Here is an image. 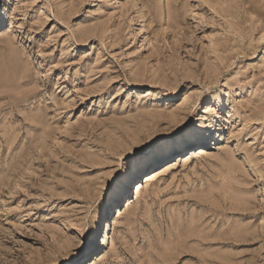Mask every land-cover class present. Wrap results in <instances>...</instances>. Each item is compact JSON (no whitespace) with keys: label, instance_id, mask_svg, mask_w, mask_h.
I'll list each match as a JSON object with an SVG mask.
<instances>
[{"label":"rangeland","instance_id":"374dc122","mask_svg":"<svg viewBox=\"0 0 264 264\" xmlns=\"http://www.w3.org/2000/svg\"><path fill=\"white\" fill-rule=\"evenodd\" d=\"M44 8L0 23V264H264V0ZM141 70L183 89L140 99Z\"/></svg>","mask_w":264,"mask_h":264},{"label":"bare ground","instance_id":"6f19581e","mask_svg":"<svg viewBox=\"0 0 264 264\" xmlns=\"http://www.w3.org/2000/svg\"><path fill=\"white\" fill-rule=\"evenodd\" d=\"M4 1H6L7 3H10L12 5L11 11H9V9H8V18L10 19V21H8V23L17 24L18 23L17 21H22L23 22L22 24H24V22H27L30 32H32L34 34L39 32V30L42 29V26L45 22V20H44L45 17H43L44 16V9H45L44 6L48 5V0H4ZM66 4H68V3H65V5ZM28 13L30 14V17L32 16L30 19L27 16ZM60 13L61 12L58 10V12H56V16H59ZM34 26H39V27L35 28ZM87 37H88V35H87ZM56 38L58 40V37H56ZM76 39H77L76 37H72L70 41H68L64 44L65 45V47L63 46V53H64L63 55L64 56H62V57H66L67 55H69V53L71 52L70 49L73 45L72 41L76 40ZM50 40L53 42L52 43L50 41L52 44H54L57 41L54 38L50 39ZM87 41L88 40L80 41V43L87 44ZM67 45H69V47ZM77 59H74L75 61H72L71 59H69V60H67V64L68 65H77L81 61V59H80V61H77ZM150 75L151 74H149V72L141 70V71H138V73H136V75H133L134 76L133 78H132V76L129 77L128 75H126L124 77H125V80L127 82H129L130 84H132L134 86L139 85L143 82L152 83L151 81H154L153 82L154 83L153 89L149 90L146 94L140 93L139 95L141 97L140 99L149 96L150 99L154 101V105H157V106H162L161 105L162 103H160L162 100L164 101V100H167L169 98L176 97L178 94H180L179 91H181V89H183V84H182L180 79H163L162 80V79L158 78L156 80H153V77ZM117 79H119V78H117ZM107 81H109V80H107ZM107 81H106V83H107ZM123 89L124 88L121 87V90L118 91L117 95H120L123 92ZM183 91H185V89ZM207 99L208 98H204L201 101L193 103L190 96L184 95L182 102L179 105H177V107H175L174 109H171L172 106L170 105V103L168 101L165 103L164 106H165V109L167 110V112H170L172 114V116L176 117L177 119L181 116L184 119H187V116L189 117V119H191V118H193V116L196 112H198L202 108L204 109V107L206 106L205 103H207ZM167 120H168V118H164V121H167ZM194 125H196L195 127L197 128L198 123H195ZM199 127L203 128L204 125L200 124V126L198 125V128ZM212 128H215V126H213ZM134 170H136V168ZM81 212H83V210L79 206H76L74 208L73 214L78 215ZM51 258L53 260L60 259V254L58 253L57 249L52 250Z\"/></svg>","mask_w":264,"mask_h":264},{"label":"snow or ice","instance_id":"6c2138e0","mask_svg":"<svg viewBox=\"0 0 264 264\" xmlns=\"http://www.w3.org/2000/svg\"><path fill=\"white\" fill-rule=\"evenodd\" d=\"M11 7H12V5L9 4L8 5L9 11H11ZM5 17H6V13L4 12V2H3V0H0V23H2L3 27L6 28L8 21H7V19H5ZM262 42H264V41H262ZM207 103L214 104V102L211 100V98L207 99ZM201 111H204V109L202 108ZM207 114L213 115V116L215 115L212 108H209L207 110ZM204 131H207V129H197L194 126L190 130V132L192 134L202 133ZM112 175H113V179H111L109 181L108 187L112 190L113 195H118L119 194V188H120V185L122 183L123 177L121 176L120 172H116ZM84 241H85L84 247H87L88 244L91 243L89 236H85Z\"/></svg>","mask_w":264,"mask_h":264}]
</instances>
